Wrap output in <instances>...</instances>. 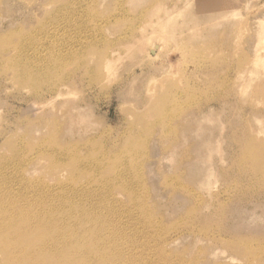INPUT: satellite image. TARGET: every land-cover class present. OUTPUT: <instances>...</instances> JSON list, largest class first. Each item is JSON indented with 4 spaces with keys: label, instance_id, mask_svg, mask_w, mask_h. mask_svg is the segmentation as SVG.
<instances>
[{
    "label": "rangeland",
    "instance_id": "374dc122",
    "mask_svg": "<svg viewBox=\"0 0 264 264\" xmlns=\"http://www.w3.org/2000/svg\"><path fill=\"white\" fill-rule=\"evenodd\" d=\"M155 1L0 0V169L5 168L1 176L9 177L3 180L9 189L0 188V193L22 191L20 177L44 180L50 186L60 181L70 185L65 179L69 169L54 164L59 157L49 155L47 161L46 155L43 160L44 155L28 150L31 141L54 139L60 133L61 143L83 146V156L88 147L95 155L100 148L114 158L123 146L132 145L126 156L131 167L129 190L152 193L147 208L153 209L162 226H169L168 240L177 238L170 249L185 259L203 256L200 264H240L239 258L240 262L231 261L233 253L222 245L243 239H253L255 246L264 242V66L236 78L239 68L264 55V47L256 44V22L264 19V0H227L239 7L238 13L207 36L188 45L180 35L161 42L158 55L142 62L134 52L125 54L107 73L103 59L145 23L144 14ZM61 2L65 5L55 11ZM198 12L200 17L209 13L205 7ZM41 22L44 28L34 38ZM50 25L59 26L65 35L53 34ZM47 27L49 31L42 32ZM198 46L207 51L198 52ZM38 51L45 64L35 68ZM62 56L65 60L58 64ZM65 83L61 99L49 93ZM33 84L39 86L38 92ZM243 84L241 93L234 89ZM176 100L185 106L179 109L178 119L184 118L185 124L178 136L169 125L155 127L159 107ZM72 107L80 110L63 117ZM56 120L65 122L55 128ZM81 178L89 180L86 174ZM190 216L192 222L187 220ZM202 227L209 232L206 239L198 233ZM131 229L140 231L135 236L139 242L153 239L151 230L146 235L141 226Z\"/></svg>",
    "mask_w": 264,
    "mask_h": 264
},
{
    "label": "bare ground",
    "instance_id": "6f19581e",
    "mask_svg": "<svg viewBox=\"0 0 264 264\" xmlns=\"http://www.w3.org/2000/svg\"><path fill=\"white\" fill-rule=\"evenodd\" d=\"M62 5H65V3L63 4V2H61L55 4L56 7L54 10L60 11ZM59 6H61V8ZM201 7L207 8V11L209 12L202 17L198 14ZM238 8V6L228 3L227 0H170L168 2L166 0H156L147 9L148 11L146 14H144L146 15L145 23L138 26L135 33H131L132 37L128 41L123 43L121 47L118 46L115 50L112 49L107 57L104 54L105 51H101V54L103 52L106 57L105 60L103 59V70L108 73L116 69L117 62L121 60L125 54H132L134 52L136 55L135 57L141 59L140 62L150 56H157L161 48V42L175 41L179 35V39H183L184 41H182L186 44L192 39L204 37L205 34V36H207L214 31V29L223 26L225 20L235 16L238 13ZM66 18L69 17L66 16ZM256 24V44L261 43L264 47V19H259ZM37 26V31L34 30V38L37 35L36 33L44 28V23H38ZM50 26H52L50 30H54L52 32L53 34H59L60 31L61 35H65L63 30H59V26L56 25L58 27L57 29H55L56 27L54 25ZM204 29L208 30V32L203 33ZM48 31L49 29L47 27L42 32L45 33ZM212 48L214 49L216 47ZM196 50L201 53L207 51L203 46H198ZM91 54H93V52H91ZM49 56L53 59L52 54ZM103 57L104 56H102V58ZM44 59L43 52L38 51L34 67L36 68L37 66L44 65ZM57 59L58 64L65 60L63 56L60 58L58 57ZM101 66L102 64H100V68ZM261 66H264V55L249 60L244 66L239 68L236 72L237 80L251 73L254 68ZM106 72L105 74L107 75ZM37 73L45 74L46 72L39 71ZM51 73L52 72H50V74ZM33 85L35 91L38 92L37 88L39 86H36L37 84ZM64 85H66V83L61 84L59 87L57 86L51 91L49 90V93H52L51 95L55 97L65 95ZM245 88L246 84H243V86L241 85L240 87L237 85L234 89L240 92ZM59 98L61 99V97ZM170 98L167 96V99ZM180 102L176 100L171 106H169L171 103L170 101L167 106L163 105V108L159 107L161 111L157 113L159 119L156 121L155 127L164 128L169 125L170 130L173 129L172 134L175 133L177 136L178 134L180 135L184 129L182 125L185 124L184 118L178 119L180 115L179 109L185 107L182 105L184 102ZM151 109L153 108L151 107ZM79 110L80 107H72L64 112L63 117H65L68 112L75 113ZM56 121H54L55 128L60 127L65 122H62L61 120ZM68 124L69 121L67 122V126ZM160 132H162L161 129ZM60 136L61 134L57 133L56 137L54 136V139H52V137L51 139L44 137L37 142L31 141L28 145V150L33 153H38L41 156L44 155L43 160H45L44 158L47 155V161L50 156L54 159L58 156L59 161H55L54 164L60 168L65 166L66 169H69V173L71 172V174L66 176L67 178L65 179L70 185H63L61 181L57 183L58 181L56 180L57 185L50 186L47 181L44 180L31 182L30 180H25L24 177H20L18 185L21 186L22 191L16 192L18 194L9 192L7 193L8 196L7 194L4 195L0 193V263L200 264L202 262L203 256H195L192 259H185L180 256L181 252H179L180 254H176L170 249V247L176 244L177 238L175 237L168 240L167 234L169 226H162V222L158 216L154 215L153 209L147 208L150 207V205H148L149 200H147V197L151 200V198H153V195H151L152 193L148 194L147 192L141 191L142 189L140 190V193H134L129 190L130 187H128L127 175L131 167H129L127 164L128 162H126V156L130 155L129 153L131 150L129 152L128 150L129 148H133L132 145L127 148H124L125 146H123V152L120 153L121 155L119 157L115 158L114 156L110 157L109 154H106L102 149L100 150V148H97L99 150L95 155L92 151L90 152V148L88 147L84 149L86 156H83L81 154L83 146H80L77 143H61L62 139ZM122 136L125 139L124 135ZM143 140L145 143V138ZM126 141L127 139L125 142ZM137 142L135 143L140 144L141 141L139 143ZM248 142L250 143V141ZM141 147H143V145ZM140 150H142V148ZM251 153L253 152H250V155ZM248 155L249 154H247V156ZM242 156L243 154H241V159L243 158ZM130 157H133V155ZM139 158L140 157H138V159ZM51 159L49 163L51 162ZM127 161H130V159ZM49 163L48 166L53 165H49ZM244 163L242 165L240 163V165L243 166ZM249 166L248 167L251 168L253 165H250L249 163ZM50 167L48 168L49 170ZM134 168V171L139 173L137 166H134ZM52 169L51 172L54 171ZM258 169L260 170V168ZM3 172H5V168L0 169V177L2 179L0 180V188L1 190L6 191L9 188L7 183L3 180H7L9 177L7 179L6 177H3ZM19 174L20 173H18V175ZM83 174H86L89 180L86 178H84L85 181L82 180L81 175L83 177ZM17 176L11 178L17 180ZM166 183L167 182H165V184ZM162 185H164V183ZM173 188H177V186L173 185ZM115 190L118 191V194L113 193ZM122 195L126 198L125 202H123ZM198 197L200 196L198 195ZM200 200H203V198L200 197ZM191 218L192 216L187 218V220L192 222ZM132 226H141V228L145 230L146 235H148V231L151 230L150 235L153 239L148 241H146V239L142 242L137 241L139 239L135 236H137L139 234L137 232L140 231L137 230L135 232L131 229ZM198 233L206 239L209 232L206 228L202 227L198 229ZM175 235L178 236L177 234ZM252 240L253 239H243L240 241L230 240L226 247H224V245H222V247L224 250L231 251L233 253L232 255L237 257L232 258L233 256H231V261L235 259L239 261V258L241 260V262L239 261L240 264H264V242L255 246L252 244ZM201 252L202 255L206 253L202 250ZM199 254L201 253L199 252Z\"/></svg>",
    "mask_w": 264,
    "mask_h": 264
}]
</instances>
